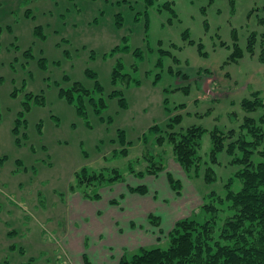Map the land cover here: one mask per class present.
<instances>
[{
  "label": "rangeland",
  "instance_id": "374dc122",
  "mask_svg": "<svg viewBox=\"0 0 264 264\" xmlns=\"http://www.w3.org/2000/svg\"><path fill=\"white\" fill-rule=\"evenodd\" d=\"M27 8L32 16L25 14ZM0 24V264H73L59 240L65 232L74 233L69 218L76 172L87 166L91 171L109 168V173L117 167L124 174L113 189H102V201L127 184L142 185L130 166L144 170L149 155L170 158L171 145H156L150 131L153 124L165 129L168 108L182 115L178 132L204 129L201 176L191 181L204 194H226V182L239 169L231 161L241 155L239 148L231 155L229 143L250 138L242 128L246 116L259 121L264 113V107L248 112L243 106L253 92L264 98V0H156L152 6L146 0H0ZM38 25L45 38L36 32ZM119 62L121 77L114 83ZM75 82L90 90L101 85L105 97L96 99L103 97L107 107L98 113L86 97L81 114L62 95ZM118 89L122 94L113 96ZM18 118L26 119V127L17 134ZM231 129L235 134L230 137ZM214 130L227 136L217 162L212 158ZM121 132L129 154L113 156L125 145ZM172 158L170 169L181 187L192 188ZM253 160H259L257 153ZM207 166L216 171L214 181L204 179ZM89 173L81 178L87 180ZM93 189L86 183L81 187L87 196ZM9 225L17 232L8 237ZM217 225L216 237L223 221ZM158 245L167 247L168 238ZM74 258L80 264L79 256Z\"/></svg>",
  "mask_w": 264,
  "mask_h": 264
},
{
  "label": "trees",
  "instance_id": "16d2710c",
  "mask_svg": "<svg viewBox=\"0 0 264 264\" xmlns=\"http://www.w3.org/2000/svg\"><path fill=\"white\" fill-rule=\"evenodd\" d=\"M146 1L149 6L156 2V0ZM170 4L167 1L165 6L175 12ZM25 14L32 16L31 8H27ZM119 18L123 19L122 14ZM148 25L149 19L147 27ZM7 28L12 30L13 26L9 25ZM41 28L42 25H38L35 30L45 38ZM0 31H3L1 24ZM127 42L126 38L123 50L127 48ZM116 49H121V46H116ZM136 54L143 56L141 50H137ZM118 66L122 68V62H119L115 67L114 83H117L121 77L117 72ZM98 94L105 97L101 85H98L96 90H90L80 82H75L71 87L62 90L63 97L77 105L81 114L84 111L86 97L89 98L98 113L107 107V101L104 102L103 97L100 100L96 99ZM121 94L120 89L114 90L112 93L113 96ZM33 95V93H28L27 98H31ZM36 99L40 100L38 95ZM122 99L124 100V97ZM24 104L25 108L29 110L28 102L25 101ZM123 104L126 102L123 101ZM243 106L248 112L264 107V98L261 97V92H253L251 97L243 101ZM168 112L170 118L165 129L159 124H153L150 127V131L156 135V145H171L170 158L173 155L172 159L179 163L189 176L199 177L201 176L202 163L200 160L198 162V154L204 129L201 126H191L185 132H178L177 125L181 123L182 115L172 114L173 110L170 108H168ZM20 114L23 115V111ZM25 121L24 118L23 120L17 119L15 133L18 134L22 127H26ZM242 128L246 129L250 138L243 135L229 143L231 155L237 148L241 150V155L234 157L231 161L236 163L239 169L226 182V194L219 195L216 191H207L200 209L175 223L168 233L169 245L167 247L160 245L143 247L131 257L124 254L119 264H264V113L261 114L259 121L254 117L246 116ZM121 133L125 145L123 148H116L113 156L129 154L126 146L127 139L124 137V133ZM212 134L214 138L212 158L217 162L219 151L223 149L227 136L224 133H219L218 130H214ZM234 134V129H231L228 136L231 137ZM24 136L27 137V132ZM20 140L18 139L19 142ZM255 153L259 156L258 161L253 160ZM164 158V153H159L158 158L154 155L146 156L147 164L144 170L136 171L130 166L129 172L140 177L158 175L159 172L169 167V160H164ZM107 170L109 168L91 171L89 167H83L81 171L76 172L78 182L76 186L72 185L73 191L79 190L88 198H100L101 186H107L125 178L117 167L111 168L109 173ZM87 172H90L89 177H86L88 179L81 178ZM168 178L173 188L180 191L181 182L172 171H168ZM216 178L215 169L212 166H207L204 179L214 181ZM85 183L96 188L93 189V195L87 196V193L83 192L84 189L81 190ZM130 190L145 193L147 186L144 184L130 186ZM226 212L227 214H225ZM151 218L155 224H160L158 216L152 215ZM219 221H223V225L221 233L216 237L217 222ZM16 247V245L11 246V248ZM84 257L85 264H91L87 254Z\"/></svg>",
  "mask_w": 264,
  "mask_h": 264
},
{
  "label": "crops",
  "instance_id": "0c3cea01",
  "mask_svg": "<svg viewBox=\"0 0 264 264\" xmlns=\"http://www.w3.org/2000/svg\"><path fill=\"white\" fill-rule=\"evenodd\" d=\"M176 164L180 165L177 162ZM168 171H172L170 159L168 169L159 172L158 175L141 177L142 184L147 186L145 193L131 191L130 185L127 184L116 193H109L105 201H102V189H113L124 180L101 186V197L97 199L85 197L81 191L74 190L71 207L73 214L69 218L74 233L70 235L65 232L59 240V243L62 241L67 260L75 264L74 256L78 255L79 263L83 261L82 264H85L84 256L87 254L96 264H119L125 251L136 249L140 251L143 247H152L150 244L158 245L165 241L175 223L181 218L191 216L204 202V191L191 181L193 177L188 176L185 170L186 180L188 179L193 187L190 188V185L186 186L183 183L180 191L171 185ZM172 172L176 173L174 170ZM161 174L164 177L158 179ZM161 190L164 191V195H161ZM133 194L143 197L132 199L129 196ZM199 198L201 204L197 203ZM0 213H4V210ZM3 215L5 218L8 216ZM152 215L159 217L160 224L151 221ZM17 218L18 215L15 219ZM138 220L140 222L136 224ZM11 227L13 226L9 225L5 234L8 237L17 232Z\"/></svg>",
  "mask_w": 264,
  "mask_h": 264
}]
</instances>
